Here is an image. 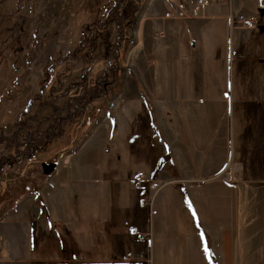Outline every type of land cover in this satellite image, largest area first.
Here are the masks:
<instances>
[{"label": "rangeland", "instance_id": "rangeland-1", "mask_svg": "<svg viewBox=\"0 0 264 264\" xmlns=\"http://www.w3.org/2000/svg\"><path fill=\"white\" fill-rule=\"evenodd\" d=\"M203 8L194 16L188 0L127 4L119 0L117 9L113 0H0V130L5 134L0 158L24 150L25 156H35L30 164L1 177L0 264H15L30 245L28 221L35 210L30 200L38 197L28 183L33 180L30 176H50L54 171L43 174V163L53 162L57 170L80 147L84 154L94 151L95 145L100 153L108 148L104 169L96 171L95 180L85 188L71 181L47 197L49 206H62L56 218L71 225L80 220L91 223L94 218L112 220L118 235L113 237L117 240L112 247L114 259L123 264L120 258L125 252L150 259L151 226L143 232L148 238L140 241L145 242L129 229L147 225L150 212V222L160 220L165 232L164 239L152 237V263L147 260V264H198L194 251L199 244L189 239L193 223L185 228L190 231L182 232L169 190L195 186L198 182L190 174L210 177L236 159L243 132L248 137L254 131L253 101H259L260 88L264 91V12H260L264 0H213L202 15ZM92 16L98 17L96 23ZM248 16L256 19L255 27L241 22L240 17ZM190 38L196 42L193 47ZM78 96L89 106L72 117L66 104ZM47 116L55 123L45 144L43 137L34 134L30 147L25 142L27 147L22 144L17 151L5 139L15 119L21 137L48 129ZM256 117L262 121L260 114ZM112 122L117 129L110 138ZM201 122L209 124V160L201 156L203 171L195 170L194 145L186 141L190 128L197 131ZM130 123L131 142L120 144L117 136L123 134L125 141ZM33 144L41 146L31 150ZM176 148L183 161L180 165L175 153L179 168L172 156ZM67 166L72 169L71 161ZM236 175L223 173L224 183L204 180L200 195L218 219L222 212L226 214L229 225L223 228L229 226L236 240L233 264H241L237 261L241 258L250 264L258 251L254 253L256 244H264V185L250 180L251 176ZM79 176L75 173L78 182ZM48 189L40 185L36 192L46 194ZM172 195L179 203L189 198V193L188 198L176 191ZM91 204L98 209L90 208ZM52 227L63 228L56 222ZM239 234L245 238L243 249L238 247ZM254 236L262 241L249 242L247 238ZM169 240L178 249L185 246L184 250L192 243L191 256L174 255ZM85 241L88 248L92 237ZM61 244L66 246L54 242V249ZM214 251L213 243L209 244V264H225ZM76 258L70 256L64 264Z\"/></svg>", "mask_w": 264, "mask_h": 264}, {"label": "crops", "instance_id": "crops-1", "mask_svg": "<svg viewBox=\"0 0 264 264\" xmlns=\"http://www.w3.org/2000/svg\"><path fill=\"white\" fill-rule=\"evenodd\" d=\"M214 5V4H212ZM209 9V6L202 10V15H204L205 11ZM209 17V16H208ZM190 44L193 47L196 42L190 38ZM260 88V87H259ZM260 92V98L258 100H254V106L251 111L252 118H253V130L251 132L250 136L245 135V131L243 132V136L239 139V151L236 159L229 164L224 163L221 169L215 173L214 175L210 176H199L195 174H190L191 180H195L198 182L195 186H192L188 188V186H180L177 185L174 188H170L171 193V199L173 202L177 204L176 206V220L180 222L182 227V232L190 231L185 230L186 226H191L193 223V229L191 230V234H189V239L192 242L191 237L194 238V241L199 244L200 252L195 249L194 255L197 257L198 264H209V244L213 243L215 246L214 253L217 256L220 255L223 258V261L225 264H233V254H234V236L232 233V229L229 228H223L226 226V223L229 225L228 222H226V214L222 212L220 214V219H218L212 211L211 206L209 205V210L204 205L201 195H200V187L201 183L204 180H216L219 181V183H224V180H220V177H223V173L228 176H233L234 173L238 176H242L246 179V176H251L257 183L264 185V91L262 88L259 89ZM257 108V109H255ZM256 114L261 115L262 121H259L256 117ZM167 123V122H166ZM168 124V123H167ZM133 123H130L129 126L126 129V135L125 141L123 138V134H120L117 136L118 141L120 144L126 143V145L130 144L132 135H133ZM201 126L203 129L201 130ZM255 126V127H254ZM115 129H117V124L115 122L111 123V126L109 127V137L111 138V135L115 132ZM197 131L190 128L189 136L186 137V141L191 142L190 144H193V158L195 160V170H198L200 168V171H203L201 168V161L202 157L206 155L207 159L209 160V124L205 122H201L200 124H197ZM215 129V128H213ZM128 134V135H127ZM155 135V134H154ZM213 135V134H212ZM183 137V136H182ZM155 139V138H154ZM184 141V140H183ZM214 140L211 142L213 144ZM49 143V142H48ZM47 143V144H48ZM207 143V144H206ZM189 144V143H187ZM206 145V146H204ZM96 149L94 148V151L88 152V153H82V149L80 147L79 153L74 152L67 156L64 161L66 162L65 165H63L61 168L55 169L53 174L50 176H44V177H38V176H30L31 179L28 183L33 185L34 194L38 197L37 200H35V196L30 200L31 206L35 209L33 212V218H30L31 220L29 222L30 227V245L28 246V250L24 253V256L21 260L16 261L15 264H32L31 262H42V264H55V260L63 257L62 263L69 262L66 258L72 256L77 257L76 262H73L72 264H116V260L114 259V249L113 244L117 242L116 239L113 237L117 235L116 225L112 224V220L109 219H96L94 218L91 223L77 222L76 224H66L61 218L57 219V213L56 210L60 209L62 206L59 204L58 208H56L53 205L48 204V198H52V193H55V189L59 186H65L67 182H75L79 183L81 187L85 188V185H87V182L91 180H95L96 171H102L104 169V162L103 158L105 153H107L106 149L103 150V153H100V147L99 145ZM124 147V145H123ZM172 154V151L169 150ZM177 153V159L180 162V165H183V161L181 160V154L178 152L177 148L176 150L173 149V160L175 162V165L178 166L176 155ZM75 155V157H74ZM120 156L117 155V158ZM71 161V167L68 168V164ZM73 162H75V167ZM228 165V166H227ZM199 172V171H198ZM75 173H78L80 182L75 179ZM90 174H92L90 176ZM87 175L88 178H85L84 180H81L83 176ZM236 175V176H237ZM175 178H182L180 175H175ZM147 178V177H146ZM149 180V177L147 178ZM181 180V179H180ZM2 180L0 179V182ZM182 181V180H181ZM223 181V182H222ZM235 180H231L230 182H234ZM27 181H24L25 184ZM42 185L43 189L44 187H48V192L44 194L43 192H36L39 190V186ZM42 188V187H41ZM178 193H184V197L189 198L186 202H176L174 200V196L172 195L174 192ZM86 192V191H85ZM188 192V193H187ZM17 195V194H16ZM210 195V191H209ZM40 199V200H39ZM50 201V200H49ZM186 203V204H185ZM153 204V203H152ZM94 207L95 210L98 209V207L93 204H91V207ZM46 209V213L43 215L42 208ZM27 208V205L21 206V209L19 212L22 214L24 209ZM128 208V207H127ZM223 209V207H219ZM85 210V207H83V212ZM153 210V208H152ZM14 210L10 211L13 212ZM190 215V217L188 216ZM61 216V215H60ZM149 221L147 225H144V223H140L138 225H131L129 229L132 227L138 228L139 231H146L151 226L152 228V237L153 236H161L162 239H164V236L161 234H164V223H161L160 220H157L154 222L152 219V225L150 222V212L148 214ZM152 218V217H151ZM53 222H56L57 224H60L63 226L58 231L53 230L52 224ZM82 227H81V225ZM71 225V226H70ZM179 226V223H178ZM89 227V228H88ZM151 230V229H150ZM132 232V231H131ZM118 236V235H117ZM238 247L240 249L244 248L245 238L242 234L238 235ZM92 237L91 244H89V247L86 248L83 244L86 242L85 240L90 239ZM152 237L150 238L149 249H148V256L150 259H144L140 260L142 258V255L139 253H135L133 255L130 252H125L122 254L120 261L123 264H142V262L147 264V260L149 263H152V251H153V240ZM211 237V239H210ZM259 241H262L259 239L260 237L254 236L253 238H247L248 241H255L256 239ZM66 242V246L64 245H56L54 249V242ZM139 242H145L140 241ZM163 241V240H162ZM264 241V240H263ZM170 245L169 249L174 252V255L181 256V255H188L191 256V247L190 243L189 249L184 250L185 246H180L179 249L177 246L173 245L172 241L169 240ZM248 242V243H249ZM249 245V244H248ZM246 246L245 248H251V246ZM168 249V250H169ZM203 249V250H202ZM257 253H255V251ZM196 252V253H195ZM127 253H130L131 255L135 256L136 258L131 259L130 261H125L122 259L124 255ZM168 253V252H167ZM183 253V254H182ZM255 257H253L250 261V264H264V244L258 243L256 244V248L254 249ZM253 256V255H252ZM18 257V256H17ZM204 258V259H203ZM60 261V262H61ZM237 261H241V264H244L245 259L241 258ZM38 264V263H37Z\"/></svg>", "mask_w": 264, "mask_h": 264}, {"label": "built area", "instance_id": "built-area-1", "mask_svg": "<svg viewBox=\"0 0 264 264\" xmlns=\"http://www.w3.org/2000/svg\"><path fill=\"white\" fill-rule=\"evenodd\" d=\"M123 1L125 4L133 1L136 2L137 0H121ZM213 0H188V3L191 4V13L195 16L198 14L199 9L203 8V7H207L212 3ZM185 2L187 3V0H185ZM241 22L243 23V25L248 26V27H255L256 26V19L253 16H248V17H240ZM24 148L27 147V145L24 143L23 144ZM25 152L27 150H24ZM25 152H19L16 155L4 158V159H0V179L3 180L1 177L5 178L7 175L13 174L11 172H14L17 167H19L20 165H22L23 163H27L30 164L31 161L34 159V155L30 154L29 156H25ZM135 186L137 188H140L139 184H135ZM131 231L133 234L137 235L139 240H144L147 237L146 233H143L141 231L138 230V228L136 227H132ZM136 258L135 256L131 255L130 253H127L126 255H124L122 257L123 260L125 261H130L131 259Z\"/></svg>", "mask_w": 264, "mask_h": 264}, {"label": "trees", "instance_id": "trees-1", "mask_svg": "<svg viewBox=\"0 0 264 264\" xmlns=\"http://www.w3.org/2000/svg\"><path fill=\"white\" fill-rule=\"evenodd\" d=\"M113 3H114V8L116 7V9H117V7L119 6V0H113ZM98 4L100 5V2ZM97 18L95 16H92V21H93L92 23H96V21H97L96 19ZM80 42L81 41H79V43ZM87 102L88 101L87 100H83V98L81 96H78L74 100L72 99L71 101H68V103L66 104V107L68 108V114L71 115L72 117L76 116V115H79V114H82L83 111H84V108L86 106H89V104ZM56 109H59V108L56 107ZM46 119L50 120V117L47 116ZM54 123H55L54 121L50 120V122H48V129H45L42 132H39L38 129H36V131H33L30 134H28V135H24V136L19 137V130L21 128L19 126L18 118H17L11 124L12 129H11L10 135H7V137L5 139L7 140V142L12 143L11 144L12 148L16 149L17 151H19L18 149L25 142H27V145L29 146V144L31 143L30 141H35L34 139H32V136L34 134H36V136L43 137L45 139L43 141V144H45L46 140L51 137L50 134H48V133H49V129H52L50 127L54 126ZM4 136H5L4 132L2 130H0V144H1V142H3ZM43 144H42V146H43ZM40 146H38V144H33L32 148L34 150V149H37L38 147L40 148ZM32 148H30V149L32 150ZM10 208H11V206H8V208L6 210H8ZM42 213H43V215L46 213L45 207L42 208Z\"/></svg>", "mask_w": 264, "mask_h": 264}, {"label": "water", "instance_id": "water-1", "mask_svg": "<svg viewBox=\"0 0 264 264\" xmlns=\"http://www.w3.org/2000/svg\"><path fill=\"white\" fill-rule=\"evenodd\" d=\"M260 12H264V9H261ZM42 172L43 174L45 175H49L50 173H52L54 170H55V166L56 164L53 163V162H50V163H43L42 165Z\"/></svg>", "mask_w": 264, "mask_h": 264}, {"label": "bare ground", "instance_id": "bare-ground-1", "mask_svg": "<svg viewBox=\"0 0 264 264\" xmlns=\"http://www.w3.org/2000/svg\"><path fill=\"white\" fill-rule=\"evenodd\" d=\"M33 150V149H32ZM35 150V149H34ZM35 152V151H34Z\"/></svg>", "mask_w": 264, "mask_h": 264}]
</instances>
